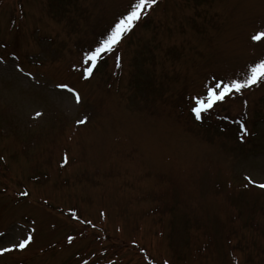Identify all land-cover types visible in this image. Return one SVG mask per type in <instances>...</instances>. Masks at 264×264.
Instances as JSON below:
<instances>
[{
    "label": "rangeland",
    "instance_id": "obj_1",
    "mask_svg": "<svg viewBox=\"0 0 264 264\" xmlns=\"http://www.w3.org/2000/svg\"><path fill=\"white\" fill-rule=\"evenodd\" d=\"M134 2L0 0V231L37 229L0 264H264V190L245 186L264 181V84L190 112L213 76L264 59V0H158L120 65L84 80L83 54Z\"/></svg>",
    "mask_w": 264,
    "mask_h": 264
},
{
    "label": "snow or ice",
    "instance_id": "obj_2",
    "mask_svg": "<svg viewBox=\"0 0 264 264\" xmlns=\"http://www.w3.org/2000/svg\"><path fill=\"white\" fill-rule=\"evenodd\" d=\"M158 4V0H135L131 4L126 13L122 14L110 27L109 31L100 39L96 46L83 54L82 63L83 73L82 78L84 80H90L94 77L98 67L102 64L106 57L113 56L115 54V61L117 66L120 65L122 57L119 54V50L123 42L138 26V24L144 19L151 10ZM251 41L258 44H264V30L258 31L256 34L250 37ZM2 63V60H0ZM23 73V69H18ZM264 84V59L259 60L248 66L247 75L243 80L240 79H217L215 76L207 82L205 92L203 94H194L191 97L190 112L196 121L202 122L205 119L206 114L213 111L218 105L227 102L229 99H235L239 95H243L245 90L251 89L254 86L258 87ZM57 89L61 90L67 99L73 102L74 105H79L83 101V97L76 88L61 83L56 85ZM247 101H245V106ZM43 113L37 111L35 117L39 118ZM78 124H85L87 121L81 119ZM244 127L243 124L241 125ZM244 133L247 134V129L244 128ZM68 162V157H64V163ZM245 180L247 186H254L256 188L264 190V181H258L251 175H246ZM22 197L30 198L31 193L24 190L20 193ZM47 204L48 201H43ZM69 215L72 219L79 221L80 223L95 227L89 220H82L76 211L70 210ZM101 215H104L103 213ZM35 225L36 221L31 222ZM36 227H31L25 232L21 233H6L0 231V257H4L11 253H24L31 249V246L35 243ZM77 239L74 235L67 236V244L72 245ZM83 264H89L87 260L83 261Z\"/></svg>",
    "mask_w": 264,
    "mask_h": 264
},
{
    "label": "trees",
    "instance_id": "obj_3",
    "mask_svg": "<svg viewBox=\"0 0 264 264\" xmlns=\"http://www.w3.org/2000/svg\"><path fill=\"white\" fill-rule=\"evenodd\" d=\"M245 103V101H243L242 102V105ZM245 110V109H244ZM247 111V110H246ZM237 117V116H236ZM226 118H228V116H226L225 117V119ZM234 122H233V125H239V121H240V123H243L244 124V122H245V113H243V114H240L237 118H235L234 120H233Z\"/></svg>",
    "mask_w": 264,
    "mask_h": 264
}]
</instances>
